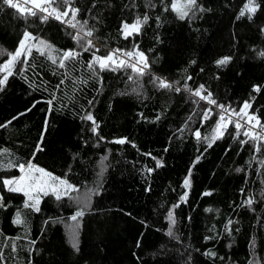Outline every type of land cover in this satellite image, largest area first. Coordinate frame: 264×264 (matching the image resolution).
Segmentation results:
<instances>
[{
  "label": "trees",
  "instance_id": "trees-1",
  "mask_svg": "<svg viewBox=\"0 0 264 264\" xmlns=\"http://www.w3.org/2000/svg\"><path fill=\"white\" fill-rule=\"evenodd\" d=\"M246 2L198 0L205 10L180 20L171 0H74L77 19L95 29L93 40L105 48L144 53L149 67L137 76L129 68L101 72L98 66L93 75L87 68L92 51L84 52L68 31L56 22L41 23L38 14L25 21L0 0V64L15 52L25 28L57 50L80 52L68 68L35 50L29 64L16 65L15 72L27 69V80L14 75L0 91V125L11 121L0 127V149L8 150L4 162L31 160L78 191L94 185L73 248L64 224L75 207L64 198L42 196L41 211H32L24 207L22 194L2 184L19 168L0 170L5 204L0 264H264V147L255 150L264 142L242 146L248 138L234 137L236 128L229 124L207 148L204 138L211 139L219 112L212 105L211 118L202 120L207 101L185 90V85L191 90L204 85L202 95L211 92L217 104L234 110L249 101V113L264 123V56L259 54L264 52V0H256L260 7L252 20L247 14L237 19ZM145 15L149 19L140 33L125 39L122 24ZM224 57H231L229 63L217 66ZM155 77L172 87L160 88ZM254 86L261 91L254 92ZM89 112L99 125L95 134L92 121L81 118ZM121 138L128 142L113 143ZM157 159L162 167H156ZM100 160L105 167L96 177ZM190 168L191 184L185 188ZM249 198L251 206L244 203ZM18 211L26 224L13 223ZM170 211L173 236L168 235Z\"/></svg>",
  "mask_w": 264,
  "mask_h": 264
},
{
  "label": "snow or ice",
  "instance_id": "snow-or-ice-1",
  "mask_svg": "<svg viewBox=\"0 0 264 264\" xmlns=\"http://www.w3.org/2000/svg\"><path fill=\"white\" fill-rule=\"evenodd\" d=\"M2 5L7 6L8 8L15 9L17 13H19V18L27 21L29 16L35 17L38 13H42L40 15L41 23H47L48 20L55 19L59 21L61 24H65L70 26L73 29H76V34L72 35V39L77 41L78 45L83 49L84 52L92 51V58L87 62V68L92 70L93 75H96L95 69L99 68V70H111L117 71L121 68H131L132 72L137 76L145 75L146 69H148L149 64L147 62V58L145 57L143 52H140L138 49L134 48L132 51H124L121 49H115L110 51L107 56H100L96 53L100 51L99 48H96L92 39L95 29L88 26V21L84 20L81 22L77 19V15L80 11L78 7L74 6V0H20V2H14V0H2ZM30 5V6H29ZM61 5L64 6L63 10H61ZM154 6V5H153ZM95 7V5H93ZM260 5L256 2V0H247L244 4L243 8L239 12L237 19L244 17L247 14V18L249 20L253 19L254 14L257 12V9ZM171 10L175 12L180 20H184L185 18L194 17L197 11H204L205 9L200 7L198 4V0H171ZM0 11H3V8L0 7ZM70 14V15H69ZM149 17L145 15L142 19L137 17L136 20L132 24L123 23L122 24V32L125 39H128L130 36L134 34H139L141 31L142 25L148 22ZM159 17L157 20L159 21ZM159 26V25H158ZM261 31L264 32V28H261ZM35 41V42H33ZM33 50L38 52L41 56H46L47 59L51 60L54 65H57L59 68H68L70 64H74L78 61L80 56V52L75 49L70 50H57L47 41L40 39L39 37L34 36L31 32L25 28L22 37L19 40L18 46L15 52L8 53V59L0 64V73L3 75L0 76V91H3L5 86L7 85L9 78L14 75H21L25 80L27 77L24 76V73L27 71L26 68H20L18 72H15L14 69L18 63L29 64V58L32 57ZM2 49H0V53H2ZM58 56H54V52H58ZM261 56H264V52L259 53ZM121 56L126 57L127 59L120 58ZM231 60V57H224L216 61L217 66L226 65ZM193 63H195L193 61ZM34 67V65H30ZM129 80H132L133 77L129 76ZM188 79H191L189 76ZM153 82L157 83L160 88H171L172 85L166 82L159 77L153 78ZM61 84L64 83L63 80L60 81ZM59 85H57L58 87ZM29 87H33L30 83ZM186 91H191L192 95L195 97H199L201 100H206L209 105H215L221 111L219 113V119L217 120L215 127L213 129V133L211 135V139L208 137L204 139L208 141L207 148H211L213 143L222 138L224 136V132L228 127L229 123H234L237 131V135H244L247 137V140L240 141V144L243 146L250 141H261L264 142V123H261V119L255 113L250 114L249 109L252 108V104L249 101H245L244 104L240 107L237 112L234 109H231L223 104H217V101L212 98V93L208 92L207 95H202L204 91H206L204 85H200L199 88L195 90L188 89L187 85H185ZM176 92H180V88L175 89ZM254 92H260L261 89L259 86L253 87ZM55 99L53 95L52 100ZM52 100H48L47 103L49 105V111H52ZM38 103V102H37ZM88 103L91 105L93 101L89 100ZM35 107V103L32 105ZM31 111V108L28 109ZM19 115H23L20 113ZM212 116V109H205L202 120H208ZM238 117L235 121L232 120V117ZM18 117H13V120ZM82 119H86L88 121H92L93 127L92 132L95 134L99 125L94 120L93 115L89 112L85 116L81 117ZM159 119V116L157 117ZM191 119V117L189 118ZM243 121V123H241ZM8 124H11V121H7L5 124L0 125V127H7ZM45 125L47 126V120H45ZM259 128V131L256 129ZM197 139H200V131L197 129L194 133ZM43 140V134L41 136V141ZM127 138H121L113 141V143L117 144H125L127 143ZM135 146V145H133ZM264 144L256 143L255 150L260 152ZM207 148L205 151H207ZM42 148L40 144H37V151H41ZM8 155L7 149H0V170H8L14 167H18L19 171L22 175L19 178H3L2 183L3 186L7 189L8 192L13 193H23L27 200L25 201L24 207L31 208L32 211L40 212V197L41 194L43 196L52 195L55 197L57 201L62 200L63 198H68L69 200L75 199L71 193L77 191V188L69 183L67 179H63L57 176H54L52 173L46 171L45 169L36 166L34 163L29 160L27 165L25 164H15L12 160H8L6 163L4 159ZM146 155H151L147 153ZM202 155V154H201ZM105 159H107L105 157ZM153 159H155L153 157ZM200 156H197L196 162H199ZM162 163L160 160H156V167H162ZM149 173L153 171V169H147ZM237 172L241 171V169L237 168ZM190 176H191V168L189 169V177H186L183 183L185 188L190 187ZM243 191V189L241 190ZM96 195H99V192H95ZM205 196L211 195L210 192H205ZM187 197V193L181 197V200L184 201ZM91 203V196L85 198V206L75 212V214L71 217L73 221H78V218H81L85 215V208L88 204ZM246 205L251 206L254 201L249 198L244 202ZM0 207H5L4 197L0 195ZM169 219V231L168 235L173 236L172 226L175 224V219L173 213L170 211L168 213ZM13 223L16 225L26 224V221L22 219V214L18 211L13 219ZM231 220L228 221V224H232ZM78 227V224H77ZM205 239H209V237H205ZM78 240L75 235L73 236V248H77ZM139 246V243H138ZM205 255L215 256L214 252H206Z\"/></svg>",
  "mask_w": 264,
  "mask_h": 264
},
{
  "label": "rangeland",
  "instance_id": "rangeland-1",
  "mask_svg": "<svg viewBox=\"0 0 264 264\" xmlns=\"http://www.w3.org/2000/svg\"><path fill=\"white\" fill-rule=\"evenodd\" d=\"M33 42H35V41H33ZM104 56H107V54L105 53L104 54ZM8 59V56H7V58H6V60ZM5 60V61H6ZM4 61V62H5ZM3 62V63H4ZM18 64H20V63H18ZM17 64V65H18ZM3 75V74H2ZM98 165H97V173H96V177H99V175H100V171L102 170V169H104V167H105V163H104V160H100L99 161V163H97ZM22 175V173L20 172V171H18V175L16 176V177H14V178H19L20 176ZM3 184V183H2ZM5 188V187H4ZM6 189V188H5ZM94 190V185H91V186H89V187H87L85 190H83V191H75V192H73V193H71V195L75 198V199H72V200H69L68 198H64L65 200H67V201H69L70 202V204H72L74 207H75V209L76 210H79V209H81V208H83L84 206H85V198L86 197H88V196H90L91 194H92V191ZM20 194H22L23 195V193H20ZM43 195L41 194V197H42ZM49 196H51V197H53V199H55V197L54 196H52V195H49ZM23 197H24V199H25V201L27 200V197H25L24 195H23ZM40 197V198H41ZM56 200V199H55ZM87 207H88V205H87ZM87 207L85 208V210L87 209ZM77 224H78V221H73L72 219H70L68 222H66L65 224H64V228H65V235H66V237H67V240H68V243L72 246V244H73V236L75 235V237H76V232H77Z\"/></svg>",
  "mask_w": 264,
  "mask_h": 264
},
{
  "label": "built area",
  "instance_id": "built-area-1",
  "mask_svg": "<svg viewBox=\"0 0 264 264\" xmlns=\"http://www.w3.org/2000/svg\"><path fill=\"white\" fill-rule=\"evenodd\" d=\"M14 2H20V0H14ZM30 6V5H29ZM38 15L40 16V15H43L42 13H38ZM48 21H51V22H56L58 25H60L63 29H65L66 31H68L71 35H75L76 34V29H73V28H71L70 26H68V25H65V24H61L59 21H57V20H55V19H49ZM89 39H92V38H89ZM93 40V39H92ZM93 42H94V44H95V46H96V48H99L100 49V51L101 50H104L105 52H106V54L108 55V53L110 52V51H113V50H115L114 48H112V49H109V48H105L104 46H102L101 44H99L97 41H95V40H93ZM92 51H95V49H93ZM120 58H123V59H127L126 57H123V56H121ZM129 69H131V68H129ZM225 106H227L226 104H224ZM228 107V106H227ZM208 108H215L214 106H212V105H209L208 103H207V109ZM215 110H217L219 113H220V109L218 108V107H216L215 108ZM237 112L239 111V110H236ZM204 114V113H203ZM236 119H238V117H235V116H233L232 117V120L233 121H235ZM241 123H243V121H241ZM229 124H233L234 126H235V124L234 123H229ZM228 124V125H229ZM256 131H259V128H257L256 129ZM233 136L234 137H238L239 135H237V131H236V129H235V131L233 132ZM256 142H258V141H256Z\"/></svg>",
  "mask_w": 264,
  "mask_h": 264
}]
</instances>
